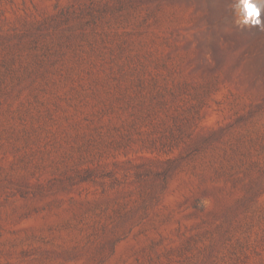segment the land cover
I'll return each mask as SVG.
<instances>
[{
  "label": "rangeland",
  "instance_id": "rangeland-1",
  "mask_svg": "<svg viewBox=\"0 0 264 264\" xmlns=\"http://www.w3.org/2000/svg\"><path fill=\"white\" fill-rule=\"evenodd\" d=\"M242 6L0 0V264H264Z\"/></svg>",
  "mask_w": 264,
  "mask_h": 264
},
{
  "label": "clouds",
  "instance_id": "clouds-1",
  "mask_svg": "<svg viewBox=\"0 0 264 264\" xmlns=\"http://www.w3.org/2000/svg\"><path fill=\"white\" fill-rule=\"evenodd\" d=\"M255 10L258 12V9L254 7ZM241 11H246V15L242 17V21L244 25H254V26H259L261 28H264V21L260 20L257 18V15H254L251 9H247L245 7V4L243 3Z\"/></svg>",
  "mask_w": 264,
  "mask_h": 264
},
{
  "label": "snow or ice",
  "instance_id": "snow-or-ice-1",
  "mask_svg": "<svg viewBox=\"0 0 264 264\" xmlns=\"http://www.w3.org/2000/svg\"><path fill=\"white\" fill-rule=\"evenodd\" d=\"M243 3L245 4V7L247 9H251L252 10V12H253L254 15H259V12H257L255 10L254 6L251 3H249V0H243Z\"/></svg>",
  "mask_w": 264,
  "mask_h": 264
},
{
  "label": "bare ground",
  "instance_id": "bare-ground-1",
  "mask_svg": "<svg viewBox=\"0 0 264 264\" xmlns=\"http://www.w3.org/2000/svg\"><path fill=\"white\" fill-rule=\"evenodd\" d=\"M260 0H249V3H251L254 7H257ZM260 5V4H259ZM260 7V6H259Z\"/></svg>",
  "mask_w": 264,
  "mask_h": 264
}]
</instances>
